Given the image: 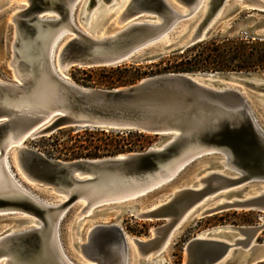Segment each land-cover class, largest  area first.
Wrapping results in <instances>:
<instances>
[{
  "label": "water",
  "instance_id": "1",
  "mask_svg": "<svg viewBox=\"0 0 264 264\" xmlns=\"http://www.w3.org/2000/svg\"><path fill=\"white\" fill-rule=\"evenodd\" d=\"M75 1L26 0L10 17L14 39L9 65L20 82H0V166L4 172L9 171L15 194L0 188V210H23L39 218L44 229L56 224L63 211L66 214L79 202L86 203L82 211L115 204L113 207L140 219L165 220L153 230L152 237L131 238L143 252L164 243L194 208L199 217L232 209L264 212V193L245 198L240 195L202 208L219 196L234 195L247 182L264 180V132L255 121L253 98L230 83L250 90L255 87L244 81L184 72L155 75L112 89L80 85L68 76L74 67L153 62L167 54L183 53L210 39L214 27L232 9L264 12V0H239L231 6L229 0H176L172 6H178V10L164 0H131L120 16L121 22L128 19L123 30L103 36L75 30V36L59 54L64 68V77L60 78L51 68L50 53L56 37L71 26ZM50 11L56 14L48 16ZM56 15L58 19H49ZM185 20L187 30L175 42L162 45L163 35H172ZM243 27L247 35L264 40L262 18L254 20L249 15L228 34H236ZM150 46L156 47L148 50ZM258 100L264 108V93ZM68 127L137 131L161 135L163 141L145 151L72 160L52 159L26 145L29 139ZM8 148L17 149V163L13 164L9 155L6 158ZM200 150L203 153L186 164L205 154L224 153L229 161L227 168L234 173L222 167L209 170L197 183L179 188L167 201L149 208L121 205L133 200L128 198L131 192L148 191L167 182L161 179L173 172V163ZM6 160L9 169H5ZM23 180L43 192L65 197L64 202L45 206V198ZM26 222L25 217L19 220ZM43 228L0 237V259L7 264H59L47 253ZM262 232L263 219L254 226H223L199 234L185 245L183 264L263 263L264 242L256 241ZM76 245L93 264H124L129 259L128 237L117 224L95 226L86 240Z\"/></svg>",
  "mask_w": 264,
  "mask_h": 264
},
{
  "label": "rangeland",
  "instance_id": "2",
  "mask_svg": "<svg viewBox=\"0 0 264 264\" xmlns=\"http://www.w3.org/2000/svg\"><path fill=\"white\" fill-rule=\"evenodd\" d=\"M84 0L82 3L77 5L76 12H75V19L77 22V13H78V21H79V13L81 6L83 5ZM233 3H236V0H229L228 6H231ZM23 4L21 2L14 3V1H7V0H0V82L8 83L15 81V78L12 76L13 71L9 65V62L12 57V49L11 44L14 39V24L11 22L10 17L19 9ZM79 11V12H78ZM249 15L254 16V20L262 18L264 20V12H260L258 10H249L246 8L240 9H232L230 12L227 13L226 17H224L220 22L213 29L212 37L217 35H230V37H239L242 35H246V28L243 27L239 30L236 34H228L229 31H233L235 28L241 26L249 17ZM113 18L111 20H107L103 23L106 27L107 33L113 31L115 28V23ZM79 25L83 28V26ZM251 23H248L250 26ZM188 22L187 20L181 22L178 30L174 32L171 36V41L168 44L175 42L177 38H179L187 29ZM264 31V28L261 30ZM70 34H67L69 36ZM256 39V38H255ZM168 40L166 37L164 41ZM151 48L148 50L153 49L156 46H150ZM181 53H171L161 57L158 60L153 62H142V63H134V62H123L121 64L115 66H107V67H74L69 69L68 76L69 78L84 86L88 87H99V88H107L112 89L120 86H128L134 83H138L140 80L160 75L166 73H173L169 72L168 68H171L172 65L181 62V59H174L171 56L178 55ZM119 70L116 71V68ZM187 73V72H184ZM190 74L202 75V76H212L215 79H228L232 81H244L249 84L250 87H255L250 90V88H245L241 84L230 83L238 87L243 91H247V94L252 97L253 99H259V96L263 95L264 93V70H255V71H248V72H192ZM82 78V79H81ZM130 81H132L130 83ZM86 82V84H83ZM125 84H124V83ZM242 82V83H244ZM225 83V82H223ZM227 83V82H226ZM262 91V92H261ZM250 93V94H249ZM254 95V96H252ZM255 97V98H254ZM255 116L257 119L258 124L261 126L264 132V115H260V110H255ZM79 128H64L55 133L45 136L36 138L33 140H27L26 145L30 148L36 149L47 157L49 151L58 150L57 147L59 142H62L67 139V134L72 133L75 134V131ZM100 130V129H99ZM107 131V130H105ZM110 131V130H109ZM115 131V130H112ZM108 132V131H107ZM125 132V131H124ZM128 132V130H126ZM137 132V131H133ZM140 133V132H138ZM141 136L134 135L131 139V144L124 147V149L120 152H116L115 154H107L105 156H114L128 152L134 151H145L150 147H154L159 145L163 138L161 135H154V134H147L141 133ZM128 135V134H126ZM127 137V136H126ZM57 139H60L58 141ZM54 152V151H53ZM65 152V151H64ZM10 160L11 162L14 161V148L10 151ZM56 156H59V153L56 151L54 152ZM12 155V156H11ZM219 154H205L201 158H197L190 163L186 164L179 172L167 182L148 190L139 196L133 201L136 204H139L141 208H149L156 204L165 202L169 199L170 194L178 189L179 187L188 186L191 182H193L196 178V173L200 172L201 170H210L214 169L216 162H218ZM99 158V157H98ZM52 159H61V160H72L66 159L65 153L61 155V157L52 158ZM207 163H209V167H206ZM229 173H234L229 169H224ZM202 174V173H198ZM23 182L29 188L36 190L38 194H40L43 198L44 193L42 190L35 188L29 182L23 180ZM184 185V186H183ZM264 182L262 180H252L244 184L240 191H237L234 195L240 196L242 195L245 190L249 193H255V190L259 191L261 187H263ZM220 198L212 199L207 204V206L212 205L218 202ZM132 201V200H131ZM129 202H125L121 205H127ZM81 206L79 207V205ZM83 206L82 203H77L71 206V208L67 211L63 219L60 223V235H61V242L63 244L64 250L68 257L72 260V262L78 263L79 261L74 257L75 249L73 248V237L74 234L78 235L81 239L85 237L86 232L95 224H117L122 231L125 233L126 236L129 238H139V239H147L153 236V230L155 228L160 227L165 223V220H145L137 218L133 213L130 212H120L119 210L112 209L111 207L115 206V204H111L110 209L107 206H101L93 211H100L102 209H108L104 211L101 215H92L90 218H86L83 220L81 224L74 225L75 215ZM92 213V212H91ZM90 213V214H91ZM28 217L24 214H13V213H0V237L5 235L11 228L15 230H20L22 228L30 227L31 225L23 224V223H16V219ZM264 220V212H260L257 210H226L223 212H219L217 214H211L205 217L196 216L190 219L188 222H185L180 226V229L172 236L168 246H166V253L162 255V258L168 260L170 264H183L184 256H185V245L188 243L189 240L194 238L195 236L205 233L209 234V232L215 228L223 227V226H254L258 225ZM79 230V234H78ZM213 236V235H210ZM258 243L264 242V232H262L257 240ZM76 243H74V247L76 248ZM2 258L0 260V264H5ZM134 259L131 258L130 264H135ZM138 264V263H136ZM261 264V263H260ZM264 264V262L262 263Z\"/></svg>",
  "mask_w": 264,
  "mask_h": 264
},
{
  "label": "bare ground",
  "instance_id": "3",
  "mask_svg": "<svg viewBox=\"0 0 264 264\" xmlns=\"http://www.w3.org/2000/svg\"><path fill=\"white\" fill-rule=\"evenodd\" d=\"M10 1H14V3L17 2H21V4H23L21 7L24 6V4L26 3V0H10ZM131 0H84L83 5L81 6V8H79L80 13H79V21H78V13H77V22L75 19V10H76V6L82 3V0H76L72 9H71V26H67L65 28H63L62 32L60 35H58L55 39V41L53 42L52 48H51V53H50V59H51V68L53 70V72L60 78L64 77V68L60 62V58H59V54L62 50V48L66 45V43L75 36V30L82 33V34H86V35H95V36H103L105 34H115V31L117 30H123L126 26H127V21L128 19L124 20V22L120 21V16L123 13V11L125 10V8L128 6L129 2ZM166 3H169L172 6V3L176 4V0H164ZM239 0H236V2H238ZM20 7V8H21ZM173 8L178 10V6H172ZM19 8V9H20ZM18 10V9H17ZM79 12V11H78ZM52 14H56L55 12H48V16ZM46 17L45 19H48L49 17ZM116 19L114 20L115 23V28L113 29V31L107 33L106 31V27L105 25H103L104 21L107 20H111L113 18ZM59 16L56 15L55 17H51L49 19H58ZM10 20V19H9ZM80 24L83 26V28L79 25ZM178 29H176L174 32H176ZM187 30V29H186ZM173 32V33H174ZM70 34L69 36L65 37V35ZM174 35V34H172ZM172 35H168V34H164L162 37V45H166L169 41H171V36ZM168 38V40L164 41L165 38ZM56 49V50H55ZM55 56V57H54ZM55 58V59H54ZM13 69V68H11ZM17 81L20 82L19 78L17 77L14 69H13V75H12ZM247 92V91H245ZM250 94V93H249ZM254 96V95H252ZM255 98V97H254ZM252 106L253 108H255L257 111L260 110V115H264V108L262 106V103L260 100L258 99H253L252 102ZM255 121L257 122L256 116H255ZM17 145H21L22 144V140L16 142ZM10 148V146H9ZM8 148V151H9ZM201 151V150H200ZM197 152L192 156H186L185 158L181 159V161L175 162L173 163L174 168H173V172H170L168 175L164 176V178L161 179L162 181H168L170 180L175 174L176 172L182 167L184 166L187 162H189L190 160H192V158H194L196 155H200V153H203V151L201 152ZM14 158L12 157L13 161L15 163H17V149L14 148ZM7 155H10L9 152L6 153V158L8 157ZM12 156V155H11ZM218 162L216 166H214V169L210 170H217L219 169L218 167H222V168H226L229 166L228 165V160H227V156L224 153L219 154L218 156ZM6 164L5 169H9V165L7 160L5 161ZM206 167H209V163H207ZM217 167V168H216ZM9 172V171H8ZM4 172L2 167L0 166V188H5L6 190H8L7 194H15V188L13 186H11L10 184V179H9V173ZM198 173H202L201 175ZM196 173V178L193 182H191L189 185H193L194 183H197L198 180H200V178H203L207 173L208 170H201L200 172ZM230 174V173H229ZM264 182V180H262ZM159 182V181H158ZM184 186V185H183ZM13 187V188H12ZM151 187V186H148ZM241 187V186H240ZM249 187V186H248ZM247 187V189H248ZM181 188V187H179ZM178 188V189H179ZM145 189V190H144ZM138 190V192L134 191L131 192L128 198L133 199L131 201V203H128L130 205L136 204L135 202H133L136 198L137 195L143 193L144 191H146V188ZM148 189V188H147ZM176 189V190H178ZM247 189L245 190V192L240 196L241 198H245V197H252V196H258L261 195L262 193H264V185L263 187L260 188L259 191L255 190V193H249L247 191ZM175 190V191H176ZM174 192V191H173ZM44 193V202L43 204L45 206H57L56 204H60L62 202H64L65 197L62 196H58L52 193ZM222 198L220 199L218 202L207 206L204 205L203 210H205L206 208H212L215 207L217 204H221L223 203V201H225L226 199H232L233 197H236L235 195H231V196H219L218 198ZM48 200V201H45ZM109 200V199H108ZM117 200V199H116ZM86 205L85 202H83V206L80 208V210L77 212V214L75 215V218H73V220H75L74 225H79L83 222V220H85L86 218H90L92 217V215H101L103 214L104 211H107L108 209H102L103 211L101 213H94L93 212V208L94 206H90L88 208V210L82 211L84 206ZM81 206V204L79 205V207ZM112 209L115 210H119L120 212L121 209H118L119 207H111ZM110 209V208H109ZM1 213H13V214H24V215H28V217H25L26 219V223L28 225H31L30 227L27 228H22L20 230H15L13 228H11L6 235L8 234H12V233H18V232H23L26 230H34V229H38V230H42L43 227H45L44 223L39 220V218H37L34 215L31 214H27L26 212H24L23 210H19V209H6V210H0ZM92 212V213H91ZM91 213V214H90ZM65 211H63L58 218V221L56 224L52 225L50 224L48 226L47 229L43 230L44 233V237L46 239L45 244L48 247V251L47 253L49 254V256H51L52 259H54L55 261H57V263H63V264H76L71 262V259L68 257V255L66 254L63 244L61 242V235H60V220L64 217ZM30 216V217H29ZM199 216V214L197 213V210L194 208L191 212L190 215H188L184 221L182 222V224H184L185 222H188L190 219ZM24 218V217H23ZM21 218L16 219V223L19 222ZM25 223V224H26ZM182 224H179V226L175 227L173 229V231L171 232V234L167 237L166 241L164 243H162L158 248H149L147 250H145L144 252L140 250V248L137 246V244L131 240V238L128 239V243H129V259H127L125 261L124 264H130V260L131 258L134 259V263H138L141 264V260L146 261L145 264H152V263H157V264H170L168 262V260L162 258V255H165L166 253V246H168L167 244H169L172 236L178 231V229H180V226ZM99 224H95L94 226H92L85 234L84 239L78 237V235H76V233L74 234L73 237V248L75 249V255L74 257L79 261L78 264H93L89 261H87L82 254L80 253L79 250H77L74 247V243L75 241H77V243L80 242H84L87 238V235L89 234V232ZM104 226H106L107 224H102ZM243 227H248V226H243ZM40 228V229H39ZM220 228V227H218ZM78 234H79V230H78ZM50 235V236H49ZM231 236V235H229ZM128 237V236H127ZM2 259V258H1ZM0 259V260H1ZM3 262L6 263L5 259H3ZM7 264V263H6ZM143 264V263H142Z\"/></svg>",
  "mask_w": 264,
  "mask_h": 264
},
{
  "label": "trees",
  "instance_id": "4",
  "mask_svg": "<svg viewBox=\"0 0 264 264\" xmlns=\"http://www.w3.org/2000/svg\"><path fill=\"white\" fill-rule=\"evenodd\" d=\"M171 57L181 59V62L168 68L169 72L175 73L264 70V40L255 39L247 34L239 37L217 35ZM117 70H119L118 67ZM133 134L142 135L133 131L110 130L107 132L99 129L79 128L75 134L68 133L67 139L58 143V150L53 151L59 153V156H56L53 151L47 154L49 158H59L65 153L66 159L113 155L131 144L132 141L129 138H132ZM57 140L60 141V139Z\"/></svg>",
  "mask_w": 264,
  "mask_h": 264
}]
</instances>
